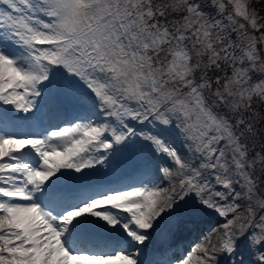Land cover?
<instances>
[{
	"label": "snow or ice",
	"instance_id": "snow-or-ice-1",
	"mask_svg": "<svg viewBox=\"0 0 264 264\" xmlns=\"http://www.w3.org/2000/svg\"><path fill=\"white\" fill-rule=\"evenodd\" d=\"M249 4L0 0V264H141L152 233L172 242L161 264H264ZM125 152L138 175L104 181Z\"/></svg>",
	"mask_w": 264,
	"mask_h": 264
},
{
	"label": "bare ground",
	"instance_id": "bare-ground-1",
	"mask_svg": "<svg viewBox=\"0 0 264 264\" xmlns=\"http://www.w3.org/2000/svg\"><path fill=\"white\" fill-rule=\"evenodd\" d=\"M59 117V115H56L55 118ZM16 128V127H15ZM13 128V129H15ZM133 167H128V168H124L123 170L119 171L120 169H114L113 173L109 176H107L108 178H111L109 180H105L106 182H117V181H130V179L133 177L134 173L136 172V170H138V168L136 169H132ZM122 172H127L129 174L126 175L125 173ZM159 236H152V238L146 242V244L144 246H141V252L142 254L138 257V259L140 261H144V264H160V260L155 258V255H153V253L155 254H164V252L168 249V245L170 243H172L171 241H168L167 243L163 244L162 241L160 240V238H163V235L158 234ZM193 239V238H191ZM187 243V241H185L184 243H182V245H180V247H184L185 244ZM142 264V263H141Z\"/></svg>",
	"mask_w": 264,
	"mask_h": 264
},
{
	"label": "rangeland",
	"instance_id": "rangeland-1",
	"mask_svg": "<svg viewBox=\"0 0 264 264\" xmlns=\"http://www.w3.org/2000/svg\"><path fill=\"white\" fill-rule=\"evenodd\" d=\"M44 110L41 112L40 114V117L42 116ZM16 115H20V114H16ZM10 122H8L9 126H10ZM112 163H115L116 166H118L120 169H123L125 166L128 168V167H131V166H137V163H139V158L133 154V153H129V152H125V153H120V154H117L115 156H113L112 160H111ZM107 170V169H105ZM258 215L259 214H264V211H260L258 212V209H256ZM215 225V221L214 220H210L209 222H207L204 227H209V226H214ZM193 238V237H191ZM241 251H243V245H241Z\"/></svg>",
	"mask_w": 264,
	"mask_h": 264
},
{
	"label": "trees",
	"instance_id": "trees-1",
	"mask_svg": "<svg viewBox=\"0 0 264 264\" xmlns=\"http://www.w3.org/2000/svg\"><path fill=\"white\" fill-rule=\"evenodd\" d=\"M261 3V0H250V4H249V7H257L259 4ZM258 16H264V10H259L258 11ZM239 19V18H238ZM225 24H227V21L225 20L224 21ZM240 23H246L245 21L243 20H240ZM251 28H249V32H251ZM229 32H231V29H229ZM236 38V34L233 32L232 33V39H235ZM189 47H191V44L189 45ZM237 54H239V52H237ZM224 73H221V75H223ZM253 79H257V77H253ZM254 107H256V105L254 104ZM258 209V208H257ZM260 211H264V210H261V209H258V212Z\"/></svg>",
	"mask_w": 264,
	"mask_h": 264
}]
</instances>
